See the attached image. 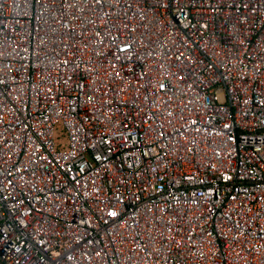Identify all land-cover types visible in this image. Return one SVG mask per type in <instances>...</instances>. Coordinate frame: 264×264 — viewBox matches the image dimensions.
Here are the masks:
<instances>
[{"label":"built area","instance_id":"2783aa9c","mask_svg":"<svg viewBox=\"0 0 264 264\" xmlns=\"http://www.w3.org/2000/svg\"><path fill=\"white\" fill-rule=\"evenodd\" d=\"M0 264H264V0H0Z\"/></svg>","mask_w":264,"mask_h":264}]
</instances>
